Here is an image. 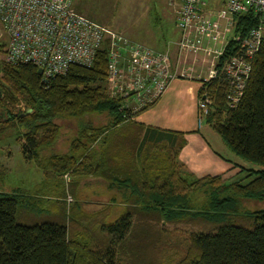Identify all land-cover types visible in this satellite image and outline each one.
<instances>
[{"label":"trees","instance_id":"1","mask_svg":"<svg viewBox=\"0 0 264 264\" xmlns=\"http://www.w3.org/2000/svg\"><path fill=\"white\" fill-rule=\"evenodd\" d=\"M261 27L252 9L234 15L235 36L215 68L241 56L245 40ZM107 58L103 50L93 66L74 65L47 81L32 64L0 61V143L23 139L22 153L40 164L51 182L47 189L54 182L61 187L54 198L0 193V264H264V208L242 210L264 201V38L237 108L229 107V84L221 77L203 80L199 93L213 100L206 123L235 155L261 168L237 164L253 178L248 183L187 173L178 163L185 133L146 129L134 119L154 105L135 113L110 98ZM68 119L84 123L76 135L68 133V152L45 155ZM66 175L75 198L69 210ZM96 178L114 195L104 211L86 213L81 202ZM34 206L39 216L31 214ZM165 224L199 230L170 255Z\"/></svg>","mask_w":264,"mask_h":264},{"label":"built area","instance_id":"2","mask_svg":"<svg viewBox=\"0 0 264 264\" xmlns=\"http://www.w3.org/2000/svg\"><path fill=\"white\" fill-rule=\"evenodd\" d=\"M74 2L0 0V26L8 34L6 62L41 68L42 77L47 81L65 75L74 65L93 66L98 53L106 50L109 97L124 99L132 96L138 111L158 103L175 79L186 76V72L180 71L174 62L169 48L157 51L133 43L74 10ZM180 3L177 13V26L181 33L178 50L181 55L190 53L197 56L201 47L193 34L216 40L221 31L214 28L215 22L202 14L206 0H180ZM251 9L260 15L262 27L245 40L241 56L231 58L221 71L215 68L214 63L209 78L205 79L210 81L221 77L229 84L227 102L230 108H237L241 101L252 72V60L264 38V0H227L226 9L220 15L223 18L224 12L237 15ZM212 104L208 93L200 97L199 110L203 116L210 114ZM69 177L65 176L68 205L74 201L68 191Z\"/></svg>","mask_w":264,"mask_h":264},{"label":"rangeland","instance_id":"3","mask_svg":"<svg viewBox=\"0 0 264 264\" xmlns=\"http://www.w3.org/2000/svg\"><path fill=\"white\" fill-rule=\"evenodd\" d=\"M171 1H173L172 5ZM179 1L180 0H75L73 8L106 29L123 35L131 42L157 50L162 49L168 41L176 39L180 33V29L176 23V15L181 7ZM223 10H225V8H222V12ZM233 20L234 15H229L227 12H224L223 18H219V22L216 21L214 23V28L221 31L218 40L221 39L220 42H222V47L226 40L229 41L235 36L232 23ZM7 45L8 34L0 26V61L5 64L7 63L5 59ZM223 66L224 64L222 68ZM83 124V122H78L76 119H68L62 122L64 135L61 137L68 138V133H70V135H76L80 126ZM203 125H207L206 122H203ZM212 131V133L219 137L220 141H223L218 133L216 134L214 130ZM212 137L215 138V136ZM61 141L62 142H58L57 145L60 144L62 147L63 140ZM215 141H213L214 144H216ZM23 143L24 140L17 136L5 137L0 143V193L10 194L13 193L14 190H19L18 192H22L26 195L38 196L45 193L46 196L54 198L55 194L58 193L54 190L60 189L61 187H56L55 185L57 183L54 182L55 184L53 186L42 191L45 179L43 169L37 161H27L25 159L22 153ZM214 146L221 148L218 144ZM227 149V151H225L224 148L223 151L221 150L224 157L246 169H261L258 165L243 160L235 155L229 148ZM61 150L62 151L59 152H66L65 150L63 151V148ZM240 170L242 174H240V178H238L239 181L248 183L253 179L248 176V172H243L242 168H240ZM72 181L73 179L70 178L69 182L71 183ZM68 191L70 193V189ZM70 195H72V193H70ZM74 201L73 203L71 202L72 204L70 205L66 203L68 209L73 206ZM24 203H26V201H24ZM261 208H264V201H250L243 204L242 210L244 213H248L257 211ZM40 211L41 209L34 206L31 214L39 216ZM163 227L170 233L167 236L172 241V249L169 250L170 255H172L174 252L172 250L175 248L181 251L184 250L185 246L188 244L189 234L199 230L197 226L186 224H165ZM124 261L125 260H123V262Z\"/></svg>","mask_w":264,"mask_h":264},{"label":"crops","instance_id":"4","mask_svg":"<svg viewBox=\"0 0 264 264\" xmlns=\"http://www.w3.org/2000/svg\"><path fill=\"white\" fill-rule=\"evenodd\" d=\"M226 1L206 0V6L202 9V14L206 19L212 20L213 23L219 22L222 8L226 9ZM172 3L173 1H171V5ZM180 35L181 33H179L176 39L168 41L162 49H157V51L169 48L174 62L179 65L180 71L186 72V76H180L175 79L158 103L146 112L136 116L134 121L143 124L146 129L185 133L187 145L179 154L178 163L184 166L187 173L197 177L222 175L230 183L237 182L239 181L240 174H242L240 168H238L237 163L223 156V148L225 151L228 150L225 147L226 145L223 141H220L218 136L212 133L214 128L211 125L207 123V125H203V122L206 121L199 110V93L202 82L209 78L210 71L214 63L216 64L217 57L224 50L228 41L226 40L222 47L221 39L214 40L210 36L201 38L194 33L193 38L198 41L201 51L197 56L190 53L181 55L177 45ZM122 102L124 106H127L133 112L136 113L138 111L132 96L122 99ZM214 132L217 134L215 130ZM212 136H215L216 139ZM61 140H63L62 147L60 144H56L53 148L44 150L43 153L45 155H48L50 152L62 153L59 152L62 151V148L67 153L70 138L64 137L58 142H62ZM213 141L221 148L215 147L214 145L216 144ZM79 181L81 180H77L78 183ZM50 183V181L47 179L45 181L44 179L42 191L46 190ZM91 184L90 188L92 190H86L88 197L81 202V208L86 213L94 214L104 211L114 194L106 189L107 184L104 179L96 178ZM97 191L99 192L98 196L95 195V192L98 193ZM42 195L43 197L46 196L45 193Z\"/></svg>","mask_w":264,"mask_h":264},{"label":"water","instance_id":"5","mask_svg":"<svg viewBox=\"0 0 264 264\" xmlns=\"http://www.w3.org/2000/svg\"><path fill=\"white\" fill-rule=\"evenodd\" d=\"M38 74L40 75V76H42L43 75V69H38Z\"/></svg>","mask_w":264,"mask_h":264}]
</instances>
